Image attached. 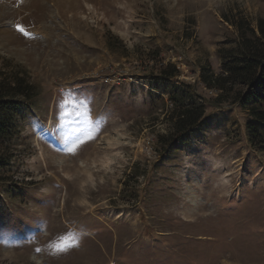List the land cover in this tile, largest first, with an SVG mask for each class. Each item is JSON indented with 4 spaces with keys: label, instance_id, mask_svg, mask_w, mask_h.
I'll return each instance as SVG.
<instances>
[{
    "label": "rangeland",
    "instance_id": "rangeland-1",
    "mask_svg": "<svg viewBox=\"0 0 264 264\" xmlns=\"http://www.w3.org/2000/svg\"><path fill=\"white\" fill-rule=\"evenodd\" d=\"M259 19L264 0H0V70L38 92L0 170V264H264L249 107L204 103L183 142H157L163 92L212 97L200 68ZM155 61L178 82L144 73Z\"/></svg>",
    "mask_w": 264,
    "mask_h": 264
},
{
    "label": "trees",
    "instance_id": "trees-1",
    "mask_svg": "<svg viewBox=\"0 0 264 264\" xmlns=\"http://www.w3.org/2000/svg\"><path fill=\"white\" fill-rule=\"evenodd\" d=\"M231 24L238 32L237 43L233 48L218 51L219 71L209 64L200 68V84L213 96L198 95L201 103H196L191 88L182 84L184 82L171 84L163 92L171 105L169 133L157 138L163 148L183 142L199 127L204 118V103L215 108L225 104L249 107L252 122L246 125L252 139L264 132V19L257 20L255 28L243 20ZM143 71L148 76L156 72L154 79L163 83L178 82L181 75L176 65L158 61ZM37 93V88L26 76L9 75L0 70V170L9 163V144Z\"/></svg>",
    "mask_w": 264,
    "mask_h": 264
},
{
    "label": "snow or ice",
    "instance_id": "snow-or-ice-1",
    "mask_svg": "<svg viewBox=\"0 0 264 264\" xmlns=\"http://www.w3.org/2000/svg\"><path fill=\"white\" fill-rule=\"evenodd\" d=\"M18 30H20L21 32L24 31V29L21 26H17Z\"/></svg>",
    "mask_w": 264,
    "mask_h": 264
}]
</instances>
